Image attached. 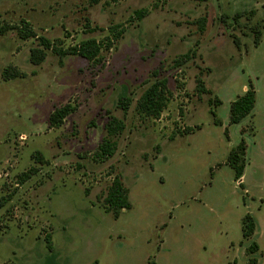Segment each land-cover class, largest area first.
Listing matches in <instances>:
<instances>
[{
  "label": "rangeland",
  "instance_id": "1",
  "mask_svg": "<svg viewBox=\"0 0 264 264\" xmlns=\"http://www.w3.org/2000/svg\"><path fill=\"white\" fill-rule=\"evenodd\" d=\"M143 9L146 18L133 19ZM22 21L64 48L103 41L113 26L125 32L98 66L78 56L61 65L51 51L35 66L36 39L0 33V264H264V0H0V30ZM9 66L26 77L5 81ZM158 80L171 101L160 119L142 118L137 102ZM250 82L256 108L230 125L231 103ZM67 104L76 112L50 128ZM110 117L125 130L112 138L115 155L97 161ZM242 138L236 180L227 160ZM32 168L38 174L18 184ZM115 177L133 205L119 219L104 205ZM248 214L256 229L244 239Z\"/></svg>",
  "mask_w": 264,
  "mask_h": 264
},
{
  "label": "trees",
  "instance_id": "2",
  "mask_svg": "<svg viewBox=\"0 0 264 264\" xmlns=\"http://www.w3.org/2000/svg\"><path fill=\"white\" fill-rule=\"evenodd\" d=\"M105 1L107 4L117 3L120 0H89L93 5L99 4ZM205 1V0H201ZM149 14L147 9L139 10L134 13L133 19L137 21H142ZM205 25L201 26V31H204ZM17 29L18 35L22 40L36 39L38 44L36 48L31 50L30 62L35 66H40L45 62L48 51L59 57V62L61 65L64 63V59L69 56H78L84 58L93 65H100L103 62V52L110 51L115 44L123 36L125 29L121 25L113 26L109 29V35L103 40L98 41L94 38L81 41L75 46L64 48L63 41L56 40L51 41L45 37H40L33 30L31 24L26 21H22L18 27H6L0 30V33L4 31ZM95 31V29H94ZM261 36L260 32H257V41ZM189 60V55L183 56L179 61H176L179 66H182ZM5 81H11L15 79L25 78L26 75L20 72L16 67H7L2 74ZM197 89L199 94L208 93L204 87V83L201 79L197 80ZM171 101V93L168 89L167 80H158L153 83L141 96L137 102L136 110L138 114L145 119L158 120L161 118L164 111L167 109ZM216 104H221L219 100L215 102ZM215 104V105H216ZM257 104V92L255 86L252 82L249 84V89L243 94L236 98L231 103L230 106V125H239L247 117H249L256 108ZM132 105V100L127 96H121L118 101V106L124 111L128 112ZM210 105L213 103L210 101ZM76 112V107L67 104L65 106L56 108L49 117L50 128L59 129L64 125L65 120ZM212 116L215 118V125L220 126L221 123L218 120L216 111H211ZM125 130V124L115 117H110L107 125L106 131L108 138L103 140L99 145L97 151L94 154V158L97 161H102L108 158H112L116 152V144L112 141V138L120 135ZM193 129L187 128L183 132L184 135L191 134ZM227 137L229 136V130H225ZM247 142L245 138H242L240 144L231 150L227 163L230 168L235 173V179L240 180L244 174L246 168L245 156L247 154ZM38 161H42L41 155L36 156ZM39 169L32 168L28 172L21 174L18 177V184L23 185L29 181L33 176L38 174ZM104 205L106 207L107 213H111L115 219H119L124 211H129L133 208L132 203L129 199V192L123 185L119 177H115L108 193L104 199ZM0 206H2L0 204ZM256 229V222L252 215L248 214L243 219V238L250 239ZM47 242L49 243V249L52 250V242L48 237ZM259 245L254 242L250 246L248 252L250 254L257 253L259 251ZM255 263V262H254ZM96 264V263H95ZM154 264V263H150Z\"/></svg>",
  "mask_w": 264,
  "mask_h": 264
}]
</instances>
